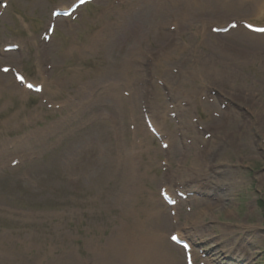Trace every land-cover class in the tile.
I'll return each instance as SVG.
<instances>
[{
	"label": "rangeland",
	"instance_id": "1",
	"mask_svg": "<svg viewBox=\"0 0 264 264\" xmlns=\"http://www.w3.org/2000/svg\"><path fill=\"white\" fill-rule=\"evenodd\" d=\"M74 1L0 0V264H170L162 247L176 264H186L182 248L170 240L177 227L189 232L196 264H264L259 202L264 198V125L250 130L254 152L235 154V164L229 163L240 170L233 183L223 165L226 144L213 158L209 179H185L179 171L194 157L191 134L200 132L201 141L211 138L213 148L221 142L207 127L213 124L208 117L218 119L221 110L232 109L245 122L252 113L264 119V43L250 45L264 33H251L242 24L264 25V0L257 13L254 0H230L239 8L204 14L209 23L182 18L167 41L159 26L175 13L142 12L147 0H94L69 17L53 15ZM165 1L174 9L191 4ZM230 21L257 36L247 34V42L238 45L232 37L236 28L212 30ZM50 24L54 31L45 39ZM203 35L205 45L232 46L246 54L237 64L246 95L243 86L234 91L232 84L220 82L203 100L182 99L181 88L203 85L204 79L188 77L180 87L183 82L174 76L183 78V71L174 57L155 64L161 47L177 42L182 57H188L187 68L196 55L209 53L200 44ZM10 43L17 48L4 50ZM18 73L43 90L18 82ZM238 92L243 98H232ZM205 100L217 104L208 110L200 103ZM176 103H186L203 129L180 135L185 130ZM149 122L166 134L164 139ZM40 162L46 169L38 168ZM20 175L29 180L20 182ZM164 187L180 203L167 205L160 193Z\"/></svg>",
	"mask_w": 264,
	"mask_h": 264
},
{
	"label": "bare ground",
	"instance_id": "2",
	"mask_svg": "<svg viewBox=\"0 0 264 264\" xmlns=\"http://www.w3.org/2000/svg\"><path fill=\"white\" fill-rule=\"evenodd\" d=\"M155 2L156 0H147V3L149 2ZM193 1V3H192ZM256 2L255 7L252 8V12L257 13L259 11V7L263 6V0H254ZM165 0H157L155 3L152 5L150 4H144L142 6V12L151 9L154 10L158 14H168V13H175L174 17H171L167 22L160 23L159 29L161 32L160 34L165 38V41L170 37L171 31L170 29L175 30V23L177 25H181L182 21L181 19H185L188 17H193L196 19L197 22L204 21L208 22L209 17L208 16H203L204 14H218L221 13V11H226V10H236V4L233 3V1L230 0H216L215 3L208 1L205 4H200V0H191V4H187L189 7L181 8L177 7L176 9L174 8H169L165 4ZM189 2V3H190ZM258 5V7H257ZM239 8V7H238ZM180 9L181 11L180 13ZM201 11V14L198 15L196 14L197 12ZM241 13L246 12L245 10H239ZM248 13V12H247ZM154 17H156L158 14L153 13ZM208 17V18H207ZM212 19V18H211ZM219 19H224V17L219 18ZM215 20V19H213ZM209 23V22H208ZM205 24V29H207V24ZM227 25V24H226ZM225 25V26H226ZM218 27H224V25H219ZM242 28H238L236 30L237 34L232 36L234 38V43L238 45L245 44L247 41L246 39L249 37H246L247 34L252 35V36H257L254 34H251L249 32H245ZM168 30V31H165ZM177 30V29H176ZM239 32V33H238ZM242 32V33H240ZM205 33H207V30H205ZM204 33V34H205ZM232 33V32H229ZM159 34V33H158ZM260 37V36H259ZM264 37V36H263ZM161 39V38H160ZM164 39H161V43H163ZM205 37L203 35V38L200 41V44H204ZM160 42V41H158ZM260 43H264V39L257 38L254 39L252 42H250L251 46H259ZM205 45V44H204ZM206 49L209 52L204 56L201 55H196L188 64L187 68L184 67L185 62L188 60V57H182L181 53L183 51V47L181 44H178L177 42H170L169 44H166L165 46L161 47V55H156L154 57V62L155 64H162L163 60L166 57H174L177 61L179 66H177L178 70L183 71L181 73V76L183 78L174 76L176 80H180L183 83L179 84L181 86H185L186 80L188 77L190 78H195V75L201 76L205 83L203 85H199L197 87H189L186 85L184 88H181V95L182 99L190 101L192 98H198L201 97L200 99L203 100L202 95H207L209 90L217 85V83H230L233 85L232 90L236 91L237 89H240L239 87L243 86V95H246L245 89V83L241 81L240 79V73L237 69V64L244 62L246 59V54L242 53L243 51L237 50L232 46H227V45H221V46H214V45H205ZM189 49H194L193 47L189 46ZM179 52V53H178ZM189 54H191L190 51H188ZM169 55V56H167ZM183 62V65H182ZM129 63V62H128ZM127 61H124V64L126 65L124 69H127L128 71H131V63L128 64ZM193 70V71H192ZM213 77L215 79L214 83H211L210 85L208 84L207 78ZM237 85V86H236ZM231 86V85H230ZM179 88V87H178ZM239 94L233 93L232 98L235 99H242V93L238 92ZM208 105V110L212 108L213 105L217 104L214 102L213 104H210L205 101H200V103ZM177 110L179 113H181V126L184 128L185 132L182 134L185 136L187 132H197V125L196 122L194 121L193 117H190L191 110L190 108L183 106L181 104L177 105ZM237 110V109H236ZM220 117L213 118V117H208V121L212 122L213 124H209L207 127L211 128L214 132V136H218L221 139V142L218 144L217 148H213L214 146H211L212 139L208 140H199L200 138V132H197L196 135L191 134L188 139L192 140L191 141V148L194 149V157L191 159L188 165H181L179 167L180 174L187 179L188 177H191L190 179H194L195 181L199 180L200 178H206L208 179L212 177L209 175L208 171H212V169L215 167V163L213 161V158L216 153L219 152V148H222L226 144V156L224 161L225 162L223 165L226 167L225 170L229 174L230 181L229 183H233L234 180L236 179L237 176L240 173V170L238 169H232L230 168L229 163L230 162H236L237 157L235 154H239L241 157L245 154H252L254 152L253 150V139L250 134V130L253 131L255 129V126L260 127L261 124L264 125V119L256 113H252L253 119L251 121L247 120L246 122L244 121V118L240 113H238L235 110L232 109H224L220 111ZM151 117L152 119L155 120L154 115L152 114ZM156 121V120H155ZM180 126V127H181ZM240 128H245V130H240ZM251 131V132H252ZM241 132V133H240ZM235 133L234 137L236 140H232V136ZM240 133V134H239ZM232 134V135H231ZM238 134V135H237ZM161 136H164L162 133ZM186 137V136H185ZM203 143V146H198V142ZM221 182L220 184H222ZM201 203V202H200ZM204 205V209L207 210L208 206L205 205L207 204L206 202H202ZM156 215L159 214V212H155ZM173 234V233H172ZM162 238L163 235L160 234L159 238H157V242H159V247H161L162 243ZM156 247L155 245H152L150 248ZM155 250L153 249L149 254H144L146 258L150 257L152 255V252ZM160 252L165 255H168V257L171 259L169 260L170 264H176V262L169 256L168 253L165 252V247H162Z\"/></svg>",
	"mask_w": 264,
	"mask_h": 264
},
{
	"label": "snow or ice",
	"instance_id": "3",
	"mask_svg": "<svg viewBox=\"0 0 264 264\" xmlns=\"http://www.w3.org/2000/svg\"><path fill=\"white\" fill-rule=\"evenodd\" d=\"M83 2H84V0H81V3H83ZM249 27H251V25H249ZM258 30L261 31V32H264V29H258ZM4 71H8V69H4ZM18 79H20L21 81H23V77H18ZM27 87L32 88L33 85L32 84H28ZM172 239L173 240H176L177 237L173 236Z\"/></svg>",
	"mask_w": 264,
	"mask_h": 264
}]
</instances>
